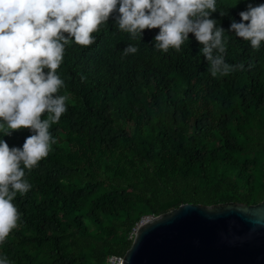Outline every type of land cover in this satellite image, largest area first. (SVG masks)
Instances as JSON below:
<instances>
[{
	"label": "trees",
	"instance_id": "16d2710c",
	"mask_svg": "<svg viewBox=\"0 0 264 264\" xmlns=\"http://www.w3.org/2000/svg\"><path fill=\"white\" fill-rule=\"evenodd\" d=\"M261 3L217 0L211 18L225 30V61L244 65L228 75H211L193 34L179 52H162L158 28L133 39L115 15L93 44L67 45L57 69L67 111L49 129L57 142L48 156L25 170L31 189L13 201L20 219L0 255L11 264H107L125 256L144 217L188 203H261L264 42L253 49L230 30ZM129 44L138 51L125 56ZM30 135L0 138L22 147Z\"/></svg>",
	"mask_w": 264,
	"mask_h": 264
},
{
	"label": "clouds",
	"instance_id": "9594fccd",
	"mask_svg": "<svg viewBox=\"0 0 264 264\" xmlns=\"http://www.w3.org/2000/svg\"><path fill=\"white\" fill-rule=\"evenodd\" d=\"M217 0H0V133L28 128L22 147H9L0 138V244L17 227V194L31 189L26 169L47 157L57 141L49 131L67 111L64 81L57 73L65 47L94 43V32L115 15L116 27L135 39L145 29H159L154 47L177 52L193 34L213 77L228 75L244 65L225 61V30L211 18ZM221 15H225L220 12ZM230 30L253 49L264 42V3L239 13ZM129 44L123 55L135 54ZM47 70V71H45ZM0 264H11L0 255Z\"/></svg>",
	"mask_w": 264,
	"mask_h": 264
},
{
	"label": "water",
	"instance_id": "95a60500",
	"mask_svg": "<svg viewBox=\"0 0 264 264\" xmlns=\"http://www.w3.org/2000/svg\"><path fill=\"white\" fill-rule=\"evenodd\" d=\"M123 264H264V200L144 217Z\"/></svg>",
	"mask_w": 264,
	"mask_h": 264
},
{
	"label": "built area",
	"instance_id": "2783aa9c",
	"mask_svg": "<svg viewBox=\"0 0 264 264\" xmlns=\"http://www.w3.org/2000/svg\"><path fill=\"white\" fill-rule=\"evenodd\" d=\"M136 231V230H135ZM135 231L133 233V236L135 234ZM124 262V257L123 256H111L108 261H107V264H123Z\"/></svg>",
	"mask_w": 264,
	"mask_h": 264
},
{
	"label": "rangeland",
	"instance_id": "374dc122",
	"mask_svg": "<svg viewBox=\"0 0 264 264\" xmlns=\"http://www.w3.org/2000/svg\"><path fill=\"white\" fill-rule=\"evenodd\" d=\"M225 2L229 3L232 6H236L238 4H242L244 0H224Z\"/></svg>",
	"mask_w": 264,
	"mask_h": 264
}]
</instances>
